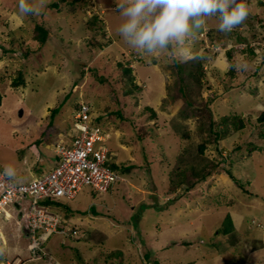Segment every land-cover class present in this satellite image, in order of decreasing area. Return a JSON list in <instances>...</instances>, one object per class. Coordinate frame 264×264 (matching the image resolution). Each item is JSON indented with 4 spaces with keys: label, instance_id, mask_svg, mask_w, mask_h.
Wrapping results in <instances>:
<instances>
[{
    "label": "rangeland",
    "instance_id": "1",
    "mask_svg": "<svg viewBox=\"0 0 264 264\" xmlns=\"http://www.w3.org/2000/svg\"><path fill=\"white\" fill-rule=\"evenodd\" d=\"M31 2L39 14L20 17L19 0H0V169L38 178L82 101L109 133L113 163L130 170L107 194L64 199L58 213L78 234L41 250L7 206L0 264H264V0H246L249 16L230 33L206 17L188 60L175 45L157 56L129 47L117 0ZM18 202L26 213L30 200ZM228 216L235 230L224 234Z\"/></svg>",
    "mask_w": 264,
    "mask_h": 264
},
{
    "label": "built area",
    "instance_id": "2",
    "mask_svg": "<svg viewBox=\"0 0 264 264\" xmlns=\"http://www.w3.org/2000/svg\"><path fill=\"white\" fill-rule=\"evenodd\" d=\"M68 137L69 143L55 150L56 166L51 171L24 183L0 176V216L6 213L7 206L20 204L18 199L30 200L23 217L26 231L37 248L46 236L78 234L67 226L64 218L52 213L46 202L74 200L85 188L109 193L123 181L122 174L112 168L113 160L106 145L109 133L96 122L89 104L80 102ZM19 209L22 210L21 204Z\"/></svg>",
    "mask_w": 264,
    "mask_h": 264
},
{
    "label": "clouds",
    "instance_id": "3",
    "mask_svg": "<svg viewBox=\"0 0 264 264\" xmlns=\"http://www.w3.org/2000/svg\"><path fill=\"white\" fill-rule=\"evenodd\" d=\"M117 9L124 18L118 27V33L133 50L145 56H157L171 50L175 45L176 54L185 60L197 58L192 45L198 32L205 27L206 17L217 16L218 30L230 33L249 16L246 0H117ZM39 11L31 0H19L15 15H36ZM200 55H203V50ZM0 170V176L9 181L16 180L17 172L14 166L7 165ZM51 205L52 203L48 205L49 209L54 213ZM14 206L20 211V216H23L24 211L19 209L20 204ZM54 214L62 217L58 212ZM25 233L28 235L27 231ZM50 236H46L44 241ZM39 249L41 250V247Z\"/></svg>",
    "mask_w": 264,
    "mask_h": 264
},
{
    "label": "trees",
    "instance_id": "4",
    "mask_svg": "<svg viewBox=\"0 0 264 264\" xmlns=\"http://www.w3.org/2000/svg\"><path fill=\"white\" fill-rule=\"evenodd\" d=\"M54 7H58L57 5H54ZM36 31L40 33V36L37 38V40L41 43V44H46L47 43V39H48V32L46 29H44L41 25H37L36 27ZM197 61H199V59H197ZM200 64V62H199ZM199 67V72H202V65L200 64ZM132 69L131 68H126L124 69V74L129 76L131 81L134 83V86L135 88H138V86L135 84L134 80H133V77H132ZM194 79L198 82H200V76L199 75H194ZM15 85H18V84H24L25 81H24V78H23V75L20 74L19 77H18V81H15L14 82ZM1 104H2V96L0 94V107H1ZM64 104L63 103H60L59 105H57L56 107H53L51 110H50V115L51 117H56L60 111L62 110ZM77 108H79V106H77ZM150 111L154 113V111L152 109H150ZM262 120H264V114H263V118ZM96 121L101 124L102 121H101V118H99L98 120L96 119ZM102 125V124H101ZM112 168L116 171H124V172H128L130 169L129 168H121L120 165L118 164H112ZM231 176V175H230ZM50 203L54 204V205H62L64 206L66 209H68V207L70 206L68 203H65L64 201H56V200H50L48 202H46L47 205H49ZM54 210V209H53ZM55 213V212H54ZM235 230L234 228V225H233V222H232V219L230 216L227 217V220H226V223H225V228H223V230L221 232H223L224 234H229L231 232H233ZM31 240V236L30 235H27ZM146 259L150 260V256L149 255H146ZM154 264H160L158 261H155Z\"/></svg>",
    "mask_w": 264,
    "mask_h": 264
},
{
    "label": "crops",
    "instance_id": "5",
    "mask_svg": "<svg viewBox=\"0 0 264 264\" xmlns=\"http://www.w3.org/2000/svg\"><path fill=\"white\" fill-rule=\"evenodd\" d=\"M61 140H62V138H61ZM48 149H50L49 154L46 153L45 156H42V159L38 163L39 166L35 169L38 173L37 177L41 176V174H43V173H47V172L51 171L56 166L55 147H53V148L48 147ZM22 172L24 173V169L22 170ZM51 207H52V209H54L53 211L59 212V209H62V207H64V206H62L61 204L60 205L52 204Z\"/></svg>",
    "mask_w": 264,
    "mask_h": 264
},
{
    "label": "water",
    "instance_id": "6",
    "mask_svg": "<svg viewBox=\"0 0 264 264\" xmlns=\"http://www.w3.org/2000/svg\"><path fill=\"white\" fill-rule=\"evenodd\" d=\"M18 206V205H17ZM22 215V214H21Z\"/></svg>",
    "mask_w": 264,
    "mask_h": 264
}]
</instances>
